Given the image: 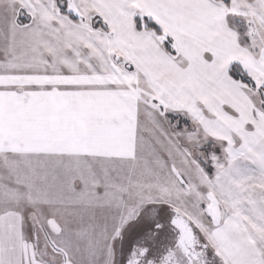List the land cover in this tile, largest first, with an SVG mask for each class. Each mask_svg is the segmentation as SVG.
<instances>
[{"label": "snow or ice", "instance_id": "6c2138e0", "mask_svg": "<svg viewBox=\"0 0 264 264\" xmlns=\"http://www.w3.org/2000/svg\"><path fill=\"white\" fill-rule=\"evenodd\" d=\"M0 264H264V0H0Z\"/></svg>", "mask_w": 264, "mask_h": 264}]
</instances>
